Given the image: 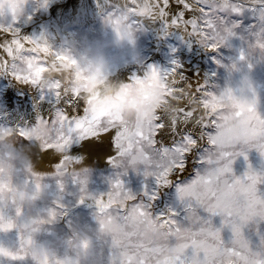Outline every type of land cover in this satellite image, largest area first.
<instances>
[{
    "label": "snow or ice",
    "instance_id": "obj_1",
    "mask_svg": "<svg viewBox=\"0 0 264 264\" xmlns=\"http://www.w3.org/2000/svg\"><path fill=\"white\" fill-rule=\"evenodd\" d=\"M13 3L8 0L5 8L0 0V74L50 91L59 102L54 115L16 134L39 141L41 158L51 157L54 164L69 163L70 157L63 155L66 149L82 142L101 148L106 144L108 157L124 173L129 168L139 172L142 166L146 182L140 193L126 187L118 175L110 181L106 201L90 197L101 211L112 213L109 224L115 231L105 241L106 264H264V192L258 189L264 173L249 165L243 176H236L232 167L237 156L247 159L249 147L264 156V118L257 117L246 132L240 127L227 131L195 105L205 103L206 97L222 104L230 89L217 96L203 83H186L176 68L162 72L156 67L143 77H131L126 87L139 90L146 100L147 88L167 81L166 103L172 101L174 110L161 109L125 123L111 112H94L91 101L62 85L59 73H53L46 86L40 83L50 66L49 56L54 57L52 64L69 57L53 52L42 37L23 35L18 27L21 15L13 12ZM126 4L128 15L122 17L123 23H113L114 31L123 27L131 34L135 18L158 20L165 34L180 32L183 39L213 51L236 35L242 22L234 17L248 13L254 21L247 29L255 38L253 47L264 50V0H146L141 9L135 0ZM245 58L241 51L239 59ZM254 110V103L242 105L236 116ZM257 137L259 142L248 143ZM164 187L175 188L177 203L154 211L158 190ZM216 216L221 218L219 226L213 222ZM224 229L230 233L227 241Z\"/></svg>",
    "mask_w": 264,
    "mask_h": 264
},
{
    "label": "rangeland",
    "instance_id": "obj_2",
    "mask_svg": "<svg viewBox=\"0 0 264 264\" xmlns=\"http://www.w3.org/2000/svg\"><path fill=\"white\" fill-rule=\"evenodd\" d=\"M46 6L44 0H24V12L18 24L23 35L33 39L47 38L38 33H28L33 27H46L44 20L49 17L43 16ZM117 7L118 5L111 4L88 25L71 24L66 33L55 23L56 31L47 39V45L56 53L63 54L66 50H71L75 57L86 47L104 44L103 50L110 60L108 75L116 81L128 82L133 76L143 77L151 67H156L162 72L176 68L186 83H203L217 96L227 89L232 94L239 95L242 88L250 83L255 89L256 113L258 117L264 118V50L253 47L255 38L247 31L248 26L254 23L250 14L234 17L242 22L241 26L235 30L236 35L218 49H206L194 40L195 47L192 54H188L184 42L175 31L156 33L148 25L147 18L134 19L131 43L108 46L114 39L115 31L106 18ZM12 10L15 12L14 8ZM241 51L245 53L244 60L239 59ZM163 82L160 81L155 86L162 87L163 90L170 86L169 82ZM205 100V103L198 102L195 107L201 108L206 115H211L206 107L207 102L213 99L206 97ZM58 104L52 92L42 91L36 86L21 85L8 73L0 74V133H17L20 129L35 127L40 119L54 115ZM220 106L222 104L217 102L213 111ZM38 109L50 113L41 114V117ZM162 109L171 111L167 107ZM30 141L37 140L16 135V146L19 148H25ZM257 142L258 137L248 141L249 144ZM245 155L247 159L244 155L234 159L232 167L236 176H243L249 165L254 172L264 173V156L255 147L247 148ZM118 175L134 193H140L146 182L142 166L139 172L129 168L126 173L114 163L82 169L62 165L52 171L39 172L29 163L11 176L10 191L6 186L8 178L0 171V224L3 225L0 229V249H3L0 252V264H106L105 241L115 231L109 224L112 213L108 210L101 211L97 205H82L80 200L82 197L83 201L91 199L90 197H103L101 200L106 197L107 200L106 194L112 187L110 181L115 180ZM184 175L187 176L188 173ZM80 180H86V185L80 184ZM36 189H43L44 196L33 204L25 203V194ZM258 189L264 192V184H259ZM175 203V188H160L153 210L163 211ZM60 205L63 207H59ZM53 211L56 212L55 217L51 215ZM220 220L219 216L213 217L217 226ZM101 222H107L110 230L100 232ZM143 231L145 235H150L148 229ZM222 235L227 241L230 233L224 229ZM84 240L90 242L86 259L81 257L79 250V245Z\"/></svg>",
    "mask_w": 264,
    "mask_h": 264
},
{
    "label": "clouds",
    "instance_id": "obj_3",
    "mask_svg": "<svg viewBox=\"0 0 264 264\" xmlns=\"http://www.w3.org/2000/svg\"><path fill=\"white\" fill-rule=\"evenodd\" d=\"M138 9L144 8L146 0H135ZM124 4L125 0H121ZM2 6L8 7V0H2ZM15 9V14L20 16L24 12V0H15L12 9ZM127 6L123 8L117 7L116 10L108 15L107 23L113 28V23L120 20L123 23L122 17L127 16ZM132 34L129 30L121 28L120 31H115L114 39L108 46H120L125 42H132ZM105 45L98 43L95 47H86L77 56H73L71 50H66L63 54L69 59L67 61H57L55 64L50 63V66L45 74L40 77V83L47 85L50 83L53 73H59L62 77V85L69 91L79 92L85 101H91L89 107L94 112H111L118 118L119 123H125L135 118L146 119L152 115L154 111H159L167 107L174 110L175 105L172 101H167L162 87L155 86L147 88V99H141V92L126 87L125 82L113 80L109 75L110 60L104 52ZM161 83H164L161 81ZM250 93L252 95H250ZM217 101L212 100L207 102L206 111L221 123L225 130L231 131L236 127H240L243 131L255 123L258 115L255 108V89L249 83L244 86L239 95L230 94L222 106L213 107ZM254 103V111L245 113L237 117L236 112L242 105H250ZM147 106V110H146ZM225 117L227 119L225 120ZM16 132L0 134V171L8 178L6 186L12 190L10 178L18 170H22L31 162L29 150L16 146ZM44 196L43 189L33 190L31 193L25 194L23 197L25 203L33 204L37 199ZM100 232L105 233L110 230L107 222H101ZM90 242L87 240L81 241L79 245L80 255L86 259Z\"/></svg>",
    "mask_w": 264,
    "mask_h": 264
},
{
    "label": "bare ground",
    "instance_id": "obj_4",
    "mask_svg": "<svg viewBox=\"0 0 264 264\" xmlns=\"http://www.w3.org/2000/svg\"><path fill=\"white\" fill-rule=\"evenodd\" d=\"M46 6V11L44 12V18L48 17V19L44 20L45 28L42 26L33 27L28 33L36 35H45L47 38L44 41L47 42L49 36L52 33H55L56 29L54 27L55 23L59 24L63 31L68 32L71 24H90L95 21L101 13L106 11L108 6L116 4L118 6L124 7L126 4H122L121 0H44ZM39 15V14H38ZM43 20V19H42ZM58 25V26H59ZM148 25L153 27L154 32L160 33L165 32L160 21H152L148 19ZM48 31L51 33L48 34ZM176 32V31H175ZM26 33V32H25ZM179 35V38L184 42L186 46V53L192 54V50L194 49V40L188 41L182 38V33L176 32ZM52 37V36H51ZM48 44V43H47ZM53 57L49 56V62L51 63ZM50 109V108H49ZM38 113L48 114L41 109H38ZM36 113V112H35ZM29 150V154L31 156V166L39 171V172H48L62 165L70 166V168H78L82 169L85 167L95 166V167H103L108 166L112 162V159L108 157L109 149L106 144L103 148L93 145V144H83L82 142H74L72 145L68 146L66 152L63 155L70 157L69 163H61L54 164L52 163L51 157L45 156L41 158L40 156V144L39 141H30L29 145L25 147ZM240 165V164H238ZM235 166V165H234ZM244 167V166H243ZM238 169V167H237ZM235 168V170H237ZM234 170V171H235ZM237 172V171H236ZM235 172V173H236ZM103 199V197H101ZM106 201V197H105ZM82 205H96L94 199H87L81 203Z\"/></svg>",
    "mask_w": 264,
    "mask_h": 264
}]
</instances>
